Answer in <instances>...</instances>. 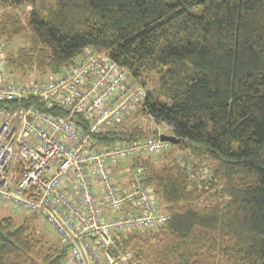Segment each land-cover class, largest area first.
I'll return each instance as SVG.
<instances>
[{
    "label": "trees",
    "instance_id": "trees-1",
    "mask_svg": "<svg viewBox=\"0 0 264 264\" xmlns=\"http://www.w3.org/2000/svg\"><path fill=\"white\" fill-rule=\"evenodd\" d=\"M16 38L6 65L21 81L59 73L86 48L106 51L146 91L134 115L180 139L121 163L142 167L167 219L116 232L120 250L139 264H264V0H0V41ZM116 123L93 146L163 133ZM179 152L208 160L210 176L191 177ZM37 232L0 217V264H69L60 239Z\"/></svg>",
    "mask_w": 264,
    "mask_h": 264
},
{
    "label": "built area",
    "instance_id": "built-area-1",
    "mask_svg": "<svg viewBox=\"0 0 264 264\" xmlns=\"http://www.w3.org/2000/svg\"><path fill=\"white\" fill-rule=\"evenodd\" d=\"M145 92L106 51L87 48L41 81L15 79L0 41V200L39 213L67 247L69 264H139L114 234L167 219L141 166L125 179L113 171L137 153L161 152L165 141L93 146L94 134L138 108Z\"/></svg>",
    "mask_w": 264,
    "mask_h": 264
},
{
    "label": "rangeland",
    "instance_id": "rangeland-1",
    "mask_svg": "<svg viewBox=\"0 0 264 264\" xmlns=\"http://www.w3.org/2000/svg\"><path fill=\"white\" fill-rule=\"evenodd\" d=\"M26 10L30 9V6L25 7ZM23 40L20 38H16L9 43L1 42L3 52L6 50L16 47L17 45L23 44ZM143 125L144 127L156 128L158 131L163 132L165 134L170 133L169 127L163 123H157L152 118L146 115L135 116L133 111H130L124 114L119 121L116 123V128H129L133 125ZM177 159L182 164L185 163L188 166V169L191 168L190 175L191 177H209L210 176V164L208 160L202 158H194L193 155L188 153H177ZM193 161H192V160ZM164 159L160 157L156 158V163L161 164ZM187 162L189 164H187ZM114 177L117 179H125L128 176L129 168L125 167L124 164H119L114 168ZM160 208V207H159ZM3 216H11L16 223H20L23 219H26L39 233L43 234L44 238L49 242L58 243L57 236L49 230L46 222L42 218V216L34 211L30 210H20L14 207L12 204L4 202L0 200V217ZM155 229H153L154 231ZM158 230V229H157ZM156 230V231H157ZM143 231H151V230H143Z\"/></svg>",
    "mask_w": 264,
    "mask_h": 264
},
{
    "label": "water",
    "instance_id": "water-1",
    "mask_svg": "<svg viewBox=\"0 0 264 264\" xmlns=\"http://www.w3.org/2000/svg\"><path fill=\"white\" fill-rule=\"evenodd\" d=\"M159 139H161L162 141H167V142H171V143H177L180 141V139L176 138L174 135L165 134V133H160Z\"/></svg>",
    "mask_w": 264,
    "mask_h": 264
}]
</instances>
